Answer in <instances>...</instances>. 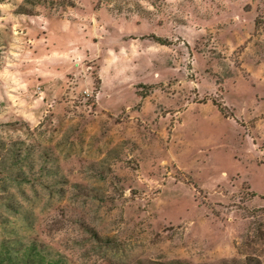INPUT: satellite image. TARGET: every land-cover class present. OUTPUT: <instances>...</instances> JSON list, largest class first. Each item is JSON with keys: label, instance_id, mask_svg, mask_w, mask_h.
I'll list each match as a JSON object with an SVG mask.
<instances>
[{"label": "rangeland", "instance_id": "rangeland-1", "mask_svg": "<svg viewBox=\"0 0 264 264\" xmlns=\"http://www.w3.org/2000/svg\"><path fill=\"white\" fill-rule=\"evenodd\" d=\"M0 0V264H264V0Z\"/></svg>", "mask_w": 264, "mask_h": 264}, {"label": "trees", "instance_id": "trees-1", "mask_svg": "<svg viewBox=\"0 0 264 264\" xmlns=\"http://www.w3.org/2000/svg\"><path fill=\"white\" fill-rule=\"evenodd\" d=\"M24 4L21 5V12L30 13L32 11L29 10L27 6L32 5H44L45 0H23ZM8 264H59L58 261H49L42 257L40 254L32 252L31 249L25 251L20 257L17 259H8Z\"/></svg>", "mask_w": 264, "mask_h": 264}]
</instances>
